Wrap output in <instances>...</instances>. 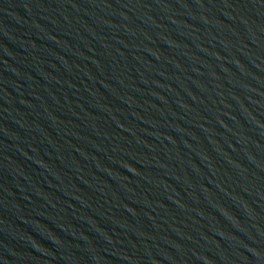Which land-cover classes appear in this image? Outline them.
<instances>
[{"label": "water", "instance_id": "water-1", "mask_svg": "<svg viewBox=\"0 0 264 264\" xmlns=\"http://www.w3.org/2000/svg\"><path fill=\"white\" fill-rule=\"evenodd\" d=\"M0 264H264V0H0Z\"/></svg>", "mask_w": 264, "mask_h": 264}]
</instances>
